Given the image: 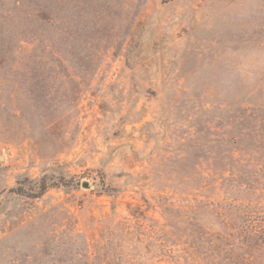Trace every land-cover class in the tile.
Masks as SVG:
<instances>
[{"label": "rangeland", "instance_id": "rangeland-1", "mask_svg": "<svg viewBox=\"0 0 264 264\" xmlns=\"http://www.w3.org/2000/svg\"><path fill=\"white\" fill-rule=\"evenodd\" d=\"M0 264H264V0H0Z\"/></svg>", "mask_w": 264, "mask_h": 264}, {"label": "water", "instance_id": "water-1", "mask_svg": "<svg viewBox=\"0 0 264 264\" xmlns=\"http://www.w3.org/2000/svg\"><path fill=\"white\" fill-rule=\"evenodd\" d=\"M82 187L85 188V189H87V188H89L91 190L94 189V186H89V184L87 182L82 183Z\"/></svg>", "mask_w": 264, "mask_h": 264}, {"label": "trees", "instance_id": "trees-1", "mask_svg": "<svg viewBox=\"0 0 264 264\" xmlns=\"http://www.w3.org/2000/svg\"><path fill=\"white\" fill-rule=\"evenodd\" d=\"M40 188H41V192L43 193V192H44V190H45V185H44V184H42Z\"/></svg>", "mask_w": 264, "mask_h": 264}]
</instances>
